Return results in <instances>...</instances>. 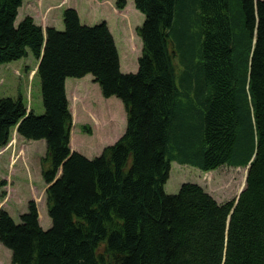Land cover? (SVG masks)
Here are the masks:
<instances>
[{
  "label": "trees",
  "instance_id": "trees-1",
  "mask_svg": "<svg viewBox=\"0 0 264 264\" xmlns=\"http://www.w3.org/2000/svg\"><path fill=\"white\" fill-rule=\"evenodd\" d=\"M23 2L0 0V65L33 54L45 113L21 95L1 98L0 149L16 129L46 142L53 225L42 228L35 200L19 224L1 208L12 263L264 264V0H134L146 18L129 74L106 23L83 25L69 8L64 31L30 16L17 25ZM87 75L127 112L124 135L93 159L72 151L65 87ZM173 162L250 167L239 197L219 203L195 183L167 194Z\"/></svg>",
  "mask_w": 264,
  "mask_h": 264
},
{
  "label": "rangeland",
  "instance_id": "rangeland-1",
  "mask_svg": "<svg viewBox=\"0 0 264 264\" xmlns=\"http://www.w3.org/2000/svg\"><path fill=\"white\" fill-rule=\"evenodd\" d=\"M63 3L64 6L60 8ZM115 3L116 0H73L68 4L66 0H24L16 24L33 15L35 23L41 24L46 30L51 26V19L45 14L51 11V18L55 19L56 23L53 27L64 31V11L74 8L78 10L83 25L94 26L103 22L109 24L120 50L121 72L137 73L142 39L136 30L143 25L146 16L136 8L134 0H128L122 12L115 7ZM36 64L37 59L30 52L23 59L0 65V99H17L21 95L35 114L42 115L45 113V107L40 78L34 75ZM93 79L92 75H88L80 80L86 87L81 88L83 98L78 101L81 105L78 111L75 108L76 99H71L70 103L73 115L72 149L89 159L100 156L105 147L116 143L127 129V113L123 102L115 96L104 98L99 85L94 83ZM21 140L26 141L29 147H18L17 135L14 134L11 143L0 149V208L9 210L17 224L21 222L20 215L29 211V202L33 198L36 203L41 202L40 197L45 188L41 164L47 148L44 140ZM12 149L17 152L16 156L10 153ZM246 176L245 168L223 166L207 174L194 167L173 162L165 192L170 195L177 194L184 183H195L200 184L219 203H226L238 197L244 188ZM40 210L41 224L45 230L51 229L53 221L49 216L46 200L40 205ZM0 262L13 264L11 250L2 244Z\"/></svg>",
  "mask_w": 264,
  "mask_h": 264
},
{
  "label": "crops",
  "instance_id": "crops-1",
  "mask_svg": "<svg viewBox=\"0 0 264 264\" xmlns=\"http://www.w3.org/2000/svg\"><path fill=\"white\" fill-rule=\"evenodd\" d=\"M31 11L32 10H29V12H31ZM45 15H46L47 18H50L51 11L48 12V13H46ZM32 17H34V16L32 15ZM50 22H51V20H50ZM83 79H85V78H83ZM83 79H67L66 80V90H67L68 99H69L70 103H71V97H72L73 100L76 99L75 100V104H76V107L75 108H76V111H78V109H79V103H78L77 100L83 98L82 97V94H81V91H80V86L82 84V82L80 80H83ZM83 85H84V83H83ZM21 138L22 137H20L19 135L17 136V142H18L17 145H18V147H20L21 145L26 146V148L29 147L28 144H25L24 142H22ZM10 153H13L14 156H16V154H17V152L15 150H13V149L10 151ZM50 226H51V223L49 224V227ZM49 227H47V228H49Z\"/></svg>",
  "mask_w": 264,
  "mask_h": 264
},
{
  "label": "water",
  "instance_id": "water-1",
  "mask_svg": "<svg viewBox=\"0 0 264 264\" xmlns=\"http://www.w3.org/2000/svg\"><path fill=\"white\" fill-rule=\"evenodd\" d=\"M249 167H250V165L247 167V170L249 169ZM61 170H62V169H61ZM243 190H244V188L241 190V192H242ZM241 192H240V193H241Z\"/></svg>",
  "mask_w": 264,
  "mask_h": 264
},
{
  "label": "bare ground",
  "instance_id": "bare-ground-1",
  "mask_svg": "<svg viewBox=\"0 0 264 264\" xmlns=\"http://www.w3.org/2000/svg\"><path fill=\"white\" fill-rule=\"evenodd\" d=\"M235 178H236V177H235ZM233 181H234V180H233ZM233 181H232V182H233ZM232 184H233V183H232ZM226 187H228V186H226ZM240 187H241V186H240ZM234 188H235V187H234ZM232 190H233V189H232ZM235 190H236V189H235ZM2 260H3V259H2ZM3 262H4V261H3ZM0 263H1V262H0Z\"/></svg>",
  "mask_w": 264,
  "mask_h": 264
}]
</instances>
